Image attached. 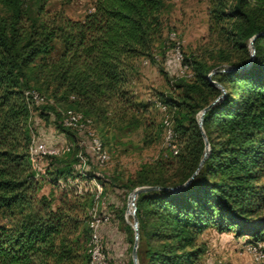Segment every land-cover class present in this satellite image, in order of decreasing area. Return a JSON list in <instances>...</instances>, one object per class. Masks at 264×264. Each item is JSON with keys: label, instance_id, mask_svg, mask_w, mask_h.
I'll list each match as a JSON object with an SVG mask.
<instances>
[{"label": "trees", "instance_id": "obj_1", "mask_svg": "<svg viewBox=\"0 0 264 264\" xmlns=\"http://www.w3.org/2000/svg\"><path fill=\"white\" fill-rule=\"evenodd\" d=\"M206 1L207 41L184 59L191 75L173 80L158 98L171 113L178 152L141 164L122 187L182 185L204 153L198 114L221 94L211 80L224 94L202 117L209 150L190 183L135 198L140 264H202L201 238L210 229L264 241V0ZM164 3L93 0L82 18L71 19L50 13L44 0H0V264H86L82 214L92 196L66 190L53 207L38 195L44 178L32 169L28 119L34 109L44 119L53 115L57 129L74 138L61 125L59 107L90 118L104 147L113 135L138 129L143 144L157 140L163 130L149 120L150 103L136 96L133 77L141 60L157 66L167 43ZM55 42L60 52L51 57ZM27 89L54 105L30 110ZM46 156L53 160L49 183L73 177L77 158ZM124 226L133 242V229Z\"/></svg>", "mask_w": 264, "mask_h": 264}, {"label": "rangeland", "instance_id": "obj_2", "mask_svg": "<svg viewBox=\"0 0 264 264\" xmlns=\"http://www.w3.org/2000/svg\"><path fill=\"white\" fill-rule=\"evenodd\" d=\"M45 8L50 13H59L71 19H80L92 9L93 0H44ZM207 1L206 0H165L161 11L164 25L163 37L167 43L158 54L156 65L139 61L138 73L133 77V89L138 99L150 103L149 120L163 130L162 119L171 113L163 111L158 105L160 96H167L173 80L183 77L182 66L184 59L190 58L202 51L207 41ZM60 52V43H54L51 57ZM178 55L181 57L178 58ZM31 138L36 144H44L47 150L58 151L59 158L73 162V177L57 180L56 185L47 180V171H51L53 160L46 155L37 157V167L40 168L36 178L43 177L38 195H45L52 201V206L59 204L62 193L75 190L77 194L92 196L93 205L82 214L83 226L88 228L86 236L80 237L81 250L85 239L89 238V222L93 215L106 214L109 220L98 227L102 250L108 264H132L131 250L133 242L124 224L131 221V216H125L128 209V195L122 184L138 167L155 158L172 153V145L179 147L176 136L170 143L164 139L163 132L152 143L143 144V133L140 129L129 134H115L105 149L109 154L108 162L98 166L91 153L79 142L82 134L72 129L76 136L68 137L57 129L59 120L50 115L44 119L38 109L32 110L28 119ZM80 152L86 158L84 167L75 158L74 153ZM77 153V154H78ZM173 154V153H172ZM80 191V193L78 192ZM67 196H70L68 193ZM123 218V219H122ZM207 244V251L202 258V264H264L256 262L244 252L245 238H236L232 233H218L213 229L205 232L201 238ZM264 250V241L260 242ZM137 242V262L142 247Z\"/></svg>", "mask_w": 264, "mask_h": 264}, {"label": "built area", "instance_id": "obj_3", "mask_svg": "<svg viewBox=\"0 0 264 264\" xmlns=\"http://www.w3.org/2000/svg\"><path fill=\"white\" fill-rule=\"evenodd\" d=\"M179 57L181 56L178 55V58ZM182 72L183 77H189L191 75L189 66L187 64H183ZM24 98L30 110H32L33 106H39L45 103L54 105V102L51 98H48L35 89L25 90ZM157 105L163 111H169L168 108L160 101L157 102ZM56 111H58L60 114V122L62 126L71 128L79 134H82V137H85L82 138V140H80L79 142L82 144V147H84L91 153L95 163L98 166L105 165L109 160V154L105 147L102 145V142L93 126L92 120L90 118L82 116V114L73 110H62L61 108L56 107ZM162 127L164 139L166 142L170 143L175 136V132L173 130V120L171 117H169V115H166L162 119ZM177 152L178 149L174 145H172V153L176 154ZM58 153L59 152L55 150H47L44 144H36L34 141H31V144L29 146V155L32 169L35 171V175L38 176L40 171V168L37 167L38 156L58 155ZM77 157L82 167H84L86 164V158L81 155L80 152L77 154ZM68 180L70 179L68 178ZM78 192L80 193L79 190ZM129 209H131V206H129ZM108 220L109 216L106 214H102L100 216L94 214L92 219L90 220V233L86 244V252L88 254V260L86 264H108L105 258V254L102 250L101 240L98 234L99 225L107 222ZM243 249L244 252H246L253 258L254 261H264V250L262 249V245L260 242L244 244Z\"/></svg>", "mask_w": 264, "mask_h": 264}, {"label": "water", "instance_id": "obj_4", "mask_svg": "<svg viewBox=\"0 0 264 264\" xmlns=\"http://www.w3.org/2000/svg\"><path fill=\"white\" fill-rule=\"evenodd\" d=\"M255 37L256 36H253L250 39L249 45H248L251 59H252V57L254 55L253 40H254ZM212 73H213V71L208 73L207 77L209 78ZM211 83L215 87L220 89L221 94L215 100H213V102H211L208 106L203 108L198 114L197 124H198V127L200 129L202 139L204 141V153H203V156H202V158H201L196 170L194 171V173L182 185L177 186L175 188H173V187L166 188V187H158V186H152V187L142 186V187H137V188L133 189L128 195V209H127V212H126V216H128V215L131 216V221L128 222V223L131 226V228L133 229V245H132V250H131L132 264H138V262H137V251H136L137 242H138V221H137V217L135 215L136 207H135V203H134L136 196L139 193L150 191V190H166V189H169L171 191L181 190L182 188H184L186 185H188L190 183V181L193 179V177L195 176L197 171L200 169V167L202 166L204 160L207 157L209 146H208V141L206 139V136H205L204 132L202 131V127H201L202 117H203L204 113L209 109V107L212 106L215 102H217L224 94V89L219 83H217L215 81H212V80H211ZM129 206H131V209H129Z\"/></svg>", "mask_w": 264, "mask_h": 264}, {"label": "crops", "instance_id": "obj_5", "mask_svg": "<svg viewBox=\"0 0 264 264\" xmlns=\"http://www.w3.org/2000/svg\"><path fill=\"white\" fill-rule=\"evenodd\" d=\"M209 231V230H208Z\"/></svg>", "mask_w": 264, "mask_h": 264}]
</instances>
